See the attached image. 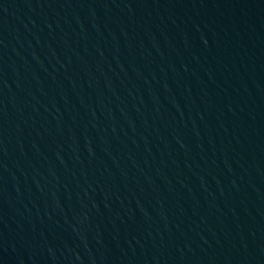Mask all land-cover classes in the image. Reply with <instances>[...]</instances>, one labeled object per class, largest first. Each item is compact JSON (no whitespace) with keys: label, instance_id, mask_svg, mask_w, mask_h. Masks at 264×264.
<instances>
[{"label":"water","instance_id":"obj_1","mask_svg":"<svg viewBox=\"0 0 264 264\" xmlns=\"http://www.w3.org/2000/svg\"><path fill=\"white\" fill-rule=\"evenodd\" d=\"M0 264H264V0H0Z\"/></svg>","mask_w":264,"mask_h":264}]
</instances>
